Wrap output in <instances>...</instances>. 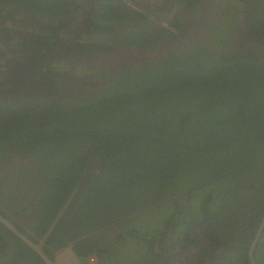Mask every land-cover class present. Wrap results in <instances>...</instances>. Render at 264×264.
Segmentation results:
<instances>
[{
    "label": "trees",
    "instance_id": "obj_1",
    "mask_svg": "<svg viewBox=\"0 0 264 264\" xmlns=\"http://www.w3.org/2000/svg\"><path fill=\"white\" fill-rule=\"evenodd\" d=\"M239 1L258 33L253 48L235 51L231 22L215 23L209 49L168 51L151 65L120 71L102 89L71 96L58 93L54 60L121 35L128 46L156 50L155 32L140 24L143 6L0 0V42L17 46L34 75L49 77L38 101L17 103L0 93L2 153L20 149L39 157L31 184L41 198L31 215L43 218L32 228L36 236L19 230L38 243L85 173L87 155L104 163L47 239L51 258L72 244L82 261L96 256V264H252L249 250L262 226L253 257L264 264V0ZM25 10L68 21L45 22L16 38L13 16ZM85 16L89 31L76 32ZM9 183L0 178V192ZM0 228L15 238L0 235V260L47 264L1 220Z\"/></svg>",
    "mask_w": 264,
    "mask_h": 264
},
{
    "label": "flooded vegetation",
    "instance_id": "obj_2",
    "mask_svg": "<svg viewBox=\"0 0 264 264\" xmlns=\"http://www.w3.org/2000/svg\"><path fill=\"white\" fill-rule=\"evenodd\" d=\"M127 1L129 4L139 7L134 0ZM238 2L242 3L239 0H199L198 4L192 6L188 5L186 0H163V4L156 5L154 8L145 7L146 14L141 18L140 24L155 32L156 50L128 46L124 42L125 35H121V39L115 43L108 45L97 42L96 46L84 49L87 53L77 50L72 55L56 59L52 65L56 68L55 72L61 89L58 90V93L74 96L78 92L90 93L92 90L102 89L109 82L115 80L120 71L129 72L132 66L151 65L156 60L163 59L164 54L168 51L176 50V52L185 53L204 48L209 49L205 42L208 40L211 28L215 26L213 15L218 12L223 15L227 12L228 20L216 24L231 22L232 30L235 29V33L233 30L232 34L233 42L230 46L235 51L253 48L258 33L255 26L246 19L244 9L236 5ZM25 12L14 13L12 30L16 38H19L23 32L37 33L36 28L41 29L40 26L45 22L57 21L63 25L68 21L67 17L56 18L48 15L42 17L38 11L25 10ZM236 16L240 21V23L237 22V25L234 20ZM177 20L180 21L179 25L171 24ZM161 24L163 27H159ZM79 26L80 32L88 29L87 16L79 20L77 27L79 28ZM124 26L126 25L123 24L122 27ZM261 35L263 37L259 45L264 47V30ZM220 37L223 39L224 35ZM70 40L72 41V38ZM12 45L0 42V51L10 53L0 56V93H8V96L17 103H20L21 100L38 101L39 96L44 97L46 94L44 80L49 77L48 75H42V77L40 74L34 75L33 73H37V70L34 71L32 66L22 60L17 46ZM71 47H74V44ZM128 48L133 49L132 52H129ZM262 52L264 53V49ZM39 119V117H31L28 121L34 122ZM25 125L29 126L28 123ZM15 155L18 157L21 155L23 159L14 160ZM38 159L39 157L28 155L20 149L7 150L3 153L0 149V163H4V165L0 164V178L10 182L0 192V209L3 211V213L0 212V216L7 219L18 230V226L25 229L31 233L30 236H36L35 230L32 228L41 224V218H43L38 214L31 215L35 213L31 209H36L41 198V192L34 188V184H31L36 175L35 165ZM1 222L13 231L2 220ZM22 233L24 234V232ZM0 235L6 237L10 242L15 241V238L5 228H0ZM28 238L30 237L28 236ZM30 239L34 241L32 237ZM54 257L55 254L52 256V260ZM86 260L88 264L91 262L90 258ZM94 260H96L95 257ZM0 262L1 264L16 263L8 262L6 258Z\"/></svg>",
    "mask_w": 264,
    "mask_h": 264
},
{
    "label": "water",
    "instance_id": "obj_3",
    "mask_svg": "<svg viewBox=\"0 0 264 264\" xmlns=\"http://www.w3.org/2000/svg\"><path fill=\"white\" fill-rule=\"evenodd\" d=\"M128 49H129V52H132V50H133L131 48H128ZM103 169H104V163H103V161L101 160L100 157H98L95 154L88 155L87 169H86L85 174L83 175L81 180L78 182L77 186L75 187V189L73 190V192L71 193V195L69 196V198L67 199V201L65 202V204L63 205V207L59 211L58 215L56 216V218L52 222L51 226L48 228L47 232L45 233V235L43 236V238L40 240L39 243H35L34 241H32L30 238H28V236H26L21 231H19L16 227H14L4 217L0 216V219L10 229H12L19 237H21L28 245H30L35 251H37V253H39L41 255L42 259L47 264H64V262H66V264H81L82 261H81L80 257L78 256V254L76 253V251L74 250V247H73L72 244H70L66 248H63V249L59 250L55 254V257H54L53 260L44 251L43 247L46 244V241L49 238L50 234L52 233V231L54 230V228L56 227V225L58 224V222L60 221V219L62 218V216L64 215V213L68 209V207L70 206V204L73 201L74 197L76 196V194L78 193V191L82 187L83 183L85 182V180L89 176V174L91 172L102 171ZM263 224H264V219H263ZM261 228H262V226H261ZM261 228H260V230L258 232V235H259V233L261 231ZM258 235H257V237H258ZM257 237H256L255 241L252 243L251 248L249 250V255H250L252 264H256V262L254 260V257H253V249H254V246L256 244Z\"/></svg>",
    "mask_w": 264,
    "mask_h": 264
},
{
    "label": "rangeland",
    "instance_id": "obj_4",
    "mask_svg": "<svg viewBox=\"0 0 264 264\" xmlns=\"http://www.w3.org/2000/svg\"><path fill=\"white\" fill-rule=\"evenodd\" d=\"M135 2H137L138 4H141L142 8L145 10V7H149V8H154L156 5H161L163 4V0H134ZM157 16V15H156ZM214 17V23H221V22H225L228 20V15L225 14L223 15L222 13L218 12V13H215L213 15ZM81 19V18H80ZM83 23V21H82ZM8 24V23H7ZM78 24V23H77ZM77 24L74 25V29L76 28V32H80V26L79 28L77 27ZM81 24V23H80ZM79 24V25H80ZM85 29L82 31L84 32ZM212 31H214V34L217 36V37H220L221 36V30H218V29H213ZM116 41L114 42H111V43H115ZM14 155V154H13ZM23 157L20 155L19 157L17 155H15L14 157V160H22ZM10 164V163H9ZM22 239V238H21ZM23 240V239H22ZM24 241V240H23ZM25 242V241H24ZM26 243V242H25ZM94 260V258H92ZM19 260L22 261V262H26L27 260V257L25 256L24 253H20L19 255ZM28 261V260H27ZM95 261V260H94ZM84 264H88L87 261L84 262Z\"/></svg>",
    "mask_w": 264,
    "mask_h": 264
},
{
    "label": "clouds",
    "instance_id": "obj_5",
    "mask_svg": "<svg viewBox=\"0 0 264 264\" xmlns=\"http://www.w3.org/2000/svg\"><path fill=\"white\" fill-rule=\"evenodd\" d=\"M86 169H87V166H86ZM85 172H86V171H85ZM84 174H85V173H84ZM84 174H83V175H84ZM82 177H83V176H82ZM82 177H81V178H82ZM80 180H81V179H80ZM77 184H78V183H77ZM83 184H84V183H83ZM76 186H77V185H76ZM76 186H75V187H76ZM74 189H75V188H74ZM74 189H73V190H74ZM41 239H42V238H41ZM35 243H36V242H35ZM30 247H31V246H30ZM43 248H44V247H43ZM74 250H75V249H74ZM44 251H45V250H44ZM36 252H37V251H36ZM76 253H77V252H76ZM78 256H79V255H78ZM79 257H80V256H79ZM94 257H95V259H96L95 261H97L96 256H93V257H91V258H94ZM91 258H90V259H91ZM80 259H81V258H80ZM81 261H82V260H81ZM85 261H87V260L82 261L81 264H84ZM95 261H93V259H92V261H91L89 264H96Z\"/></svg>",
    "mask_w": 264,
    "mask_h": 264
},
{
    "label": "built area",
    "instance_id": "obj_6",
    "mask_svg": "<svg viewBox=\"0 0 264 264\" xmlns=\"http://www.w3.org/2000/svg\"><path fill=\"white\" fill-rule=\"evenodd\" d=\"M91 261H92V258H91ZM94 261V260H93Z\"/></svg>",
    "mask_w": 264,
    "mask_h": 264
}]
</instances>
